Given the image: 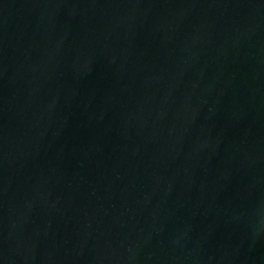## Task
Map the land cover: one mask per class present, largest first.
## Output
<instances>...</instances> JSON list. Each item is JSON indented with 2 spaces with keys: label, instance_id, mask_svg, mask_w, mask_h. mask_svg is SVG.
<instances>
[{
  "label": "water",
  "instance_id": "1",
  "mask_svg": "<svg viewBox=\"0 0 264 264\" xmlns=\"http://www.w3.org/2000/svg\"><path fill=\"white\" fill-rule=\"evenodd\" d=\"M0 264H264V0H0Z\"/></svg>",
  "mask_w": 264,
  "mask_h": 264
}]
</instances>
